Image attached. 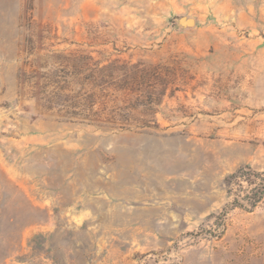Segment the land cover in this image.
<instances>
[{
	"label": "rangeland",
	"instance_id": "obj_1",
	"mask_svg": "<svg viewBox=\"0 0 264 264\" xmlns=\"http://www.w3.org/2000/svg\"><path fill=\"white\" fill-rule=\"evenodd\" d=\"M29 37L169 63L179 90L157 127L64 120L18 88ZM244 165L264 174V0H0V264H264V199L217 218Z\"/></svg>",
	"mask_w": 264,
	"mask_h": 264
},
{
	"label": "trees",
	"instance_id": "obj_2",
	"mask_svg": "<svg viewBox=\"0 0 264 264\" xmlns=\"http://www.w3.org/2000/svg\"><path fill=\"white\" fill-rule=\"evenodd\" d=\"M24 52L18 88L41 109L64 120L112 130L157 127L156 113L163 98L179 90L177 67L165 62L94 55L36 44L31 37L25 40ZM224 182L229 201L219 220L233 208L251 211L264 199V174L248 165L226 176Z\"/></svg>",
	"mask_w": 264,
	"mask_h": 264
},
{
	"label": "water",
	"instance_id": "obj_3",
	"mask_svg": "<svg viewBox=\"0 0 264 264\" xmlns=\"http://www.w3.org/2000/svg\"><path fill=\"white\" fill-rule=\"evenodd\" d=\"M182 20L185 24H191L193 22L191 18H182Z\"/></svg>",
	"mask_w": 264,
	"mask_h": 264
}]
</instances>
